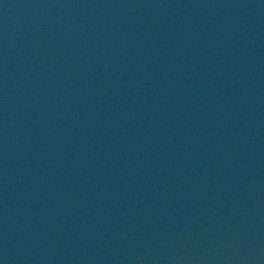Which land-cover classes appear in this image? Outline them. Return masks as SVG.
Wrapping results in <instances>:
<instances>
[{
	"label": "water",
	"instance_id": "water-1",
	"mask_svg": "<svg viewBox=\"0 0 264 264\" xmlns=\"http://www.w3.org/2000/svg\"><path fill=\"white\" fill-rule=\"evenodd\" d=\"M0 264H264V0H0Z\"/></svg>",
	"mask_w": 264,
	"mask_h": 264
}]
</instances>
